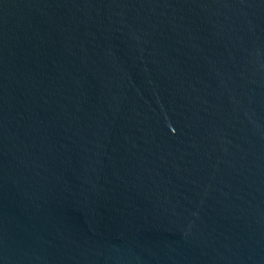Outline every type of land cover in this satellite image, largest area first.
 <instances>
[{
  "label": "water",
  "instance_id": "1",
  "mask_svg": "<svg viewBox=\"0 0 264 264\" xmlns=\"http://www.w3.org/2000/svg\"><path fill=\"white\" fill-rule=\"evenodd\" d=\"M0 264H264V0H0Z\"/></svg>",
  "mask_w": 264,
  "mask_h": 264
}]
</instances>
